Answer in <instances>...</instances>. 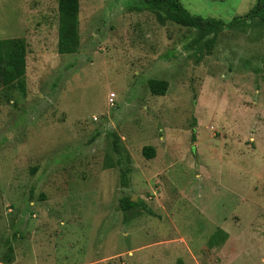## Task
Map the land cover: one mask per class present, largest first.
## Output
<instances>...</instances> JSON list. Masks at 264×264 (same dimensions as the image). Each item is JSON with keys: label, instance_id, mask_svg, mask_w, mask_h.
Wrapping results in <instances>:
<instances>
[{"label": "rangeland", "instance_id": "374dc122", "mask_svg": "<svg viewBox=\"0 0 264 264\" xmlns=\"http://www.w3.org/2000/svg\"><path fill=\"white\" fill-rule=\"evenodd\" d=\"M181 1L228 22L257 0ZM58 19L0 0V38L28 50L27 92L0 87V264H264V24L211 42L141 0H80L60 54Z\"/></svg>", "mask_w": 264, "mask_h": 264}, {"label": "trees", "instance_id": "16d2710c", "mask_svg": "<svg viewBox=\"0 0 264 264\" xmlns=\"http://www.w3.org/2000/svg\"><path fill=\"white\" fill-rule=\"evenodd\" d=\"M141 3L157 14L158 20L165 23L170 20L184 26L195 28L200 38L214 36L226 28H232L248 20L259 19L264 24V0H257L255 5L243 16H236L230 21L216 17H205L191 13L181 0H141ZM59 26H58V51L60 54H73L80 47L79 13L80 0H58ZM27 43L21 37L0 38V87H17L22 93L27 92ZM150 89L157 95H165L169 86L167 80L150 79ZM118 137L115 143L118 142ZM143 154L153 158L156 154L154 146L147 145ZM126 179V173H123ZM126 183V181H125ZM127 184V183H126ZM127 207H132L138 202L127 199ZM227 237L226 231L220 229L210 238V245L219 244ZM11 258L10 255L7 256Z\"/></svg>", "mask_w": 264, "mask_h": 264}, {"label": "built area", "instance_id": "2783aa9c", "mask_svg": "<svg viewBox=\"0 0 264 264\" xmlns=\"http://www.w3.org/2000/svg\"><path fill=\"white\" fill-rule=\"evenodd\" d=\"M110 103L113 105L115 102H114V94L110 97Z\"/></svg>", "mask_w": 264, "mask_h": 264}, {"label": "water", "instance_id": "95a60500", "mask_svg": "<svg viewBox=\"0 0 264 264\" xmlns=\"http://www.w3.org/2000/svg\"><path fill=\"white\" fill-rule=\"evenodd\" d=\"M135 198H132V200H134Z\"/></svg>", "mask_w": 264, "mask_h": 264}]
</instances>
